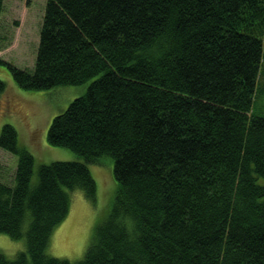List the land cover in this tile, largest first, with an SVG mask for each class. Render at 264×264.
Here are the masks:
<instances>
[{"label": "trees", "instance_id": "1", "mask_svg": "<svg viewBox=\"0 0 264 264\" xmlns=\"http://www.w3.org/2000/svg\"><path fill=\"white\" fill-rule=\"evenodd\" d=\"M263 61L264 0H47L34 68L0 67L27 90L89 82L47 133L84 161L42 163L32 183L34 154L2 126L17 167L0 233L26 247L0 264H264ZM106 157L109 214L82 258L50 255L70 191L95 202L89 164Z\"/></svg>", "mask_w": 264, "mask_h": 264}, {"label": "rangeland", "instance_id": "2", "mask_svg": "<svg viewBox=\"0 0 264 264\" xmlns=\"http://www.w3.org/2000/svg\"><path fill=\"white\" fill-rule=\"evenodd\" d=\"M47 0H4L0 22V56L12 64L32 70L35 65ZM258 81L254 107L264 114V61ZM0 78L6 90L0 95V133L5 123L13 124L19 144L35 156L32 183L38 179L40 164L55 160L84 158L69 148L50 145L47 133L55 115L65 110L70 102L83 94L89 82L62 85L45 90H27L17 85L11 72L0 67ZM17 156L0 147V179L14 182ZM97 181V198L87 199L79 189L71 190V207L66 219L54 229L47 252L56 257L76 261L90 245L96 226L109 214L117 189L113 174V159L106 157L103 164H89ZM23 239L16 240L0 233V249L9 257L25 249Z\"/></svg>", "mask_w": 264, "mask_h": 264}]
</instances>
